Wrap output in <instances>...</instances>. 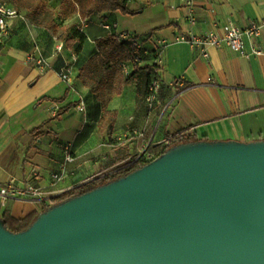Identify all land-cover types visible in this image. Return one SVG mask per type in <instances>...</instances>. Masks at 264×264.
Segmentation results:
<instances>
[{"label":"crops","instance_id":"1","mask_svg":"<svg viewBox=\"0 0 264 264\" xmlns=\"http://www.w3.org/2000/svg\"><path fill=\"white\" fill-rule=\"evenodd\" d=\"M62 1L54 0L55 8ZM191 1L127 0L135 13L116 10L83 16V2L76 3L68 26L59 24L56 12L44 15L42 4L11 3L17 14L8 19L11 33L0 44V182L14 177L23 184L33 177L49 193L44 203L9 200L5 207L13 217L39 214L54 204L55 197L138 154L157 157L184 141L170 145L178 135L194 136L184 142L264 140V27L254 43L245 40L246 50L258 47L263 51L259 55L243 56L220 46L210 47L208 57H203L188 43L174 41L180 33H222L229 21L240 26L263 23L264 0ZM103 22H115L120 30L144 40L146 59L139 65L156 71L160 85L159 100L152 107L145 102L147 73L126 76L123 61L113 73L109 93L79 77L82 67L97 61L111 33ZM72 24H84L86 38L80 45L65 43L76 54L69 82L60 71L70 52L56 53L54 46ZM156 39L168 42L159 56L154 53ZM33 52L48 59L47 68L27 61ZM129 69L134 70L131 65ZM80 101L84 110L77 109ZM60 109L65 111L57 116ZM36 128L49 133L33 139ZM33 169L39 174L33 176ZM50 172L61 179L52 181Z\"/></svg>","mask_w":264,"mask_h":264},{"label":"water","instance_id":"2","mask_svg":"<svg viewBox=\"0 0 264 264\" xmlns=\"http://www.w3.org/2000/svg\"><path fill=\"white\" fill-rule=\"evenodd\" d=\"M0 264H264V140H198L50 205L0 218Z\"/></svg>","mask_w":264,"mask_h":264},{"label":"built area","instance_id":"3","mask_svg":"<svg viewBox=\"0 0 264 264\" xmlns=\"http://www.w3.org/2000/svg\"><path fill=\"white\" fill-rule=\"evenodd\" d=\"M187 4H191V0H185ZM17 14V11L10 6L2 5L0 4V44H2L6 38L10 35L9 30V23L8 19L15 16ZM190 23L194 25L195 19L193 16L190 17ZM102 27L114 34L115 38L119 42H126L130 44V46L133 48V50L130 53L131 56V62H136L140 64L143 62L141 60V56H144L146 51L143 47V40L139 36L130 34L129 32L125 30H120L118 28L117 23L112 22H103ZM261 27H264L263 23H257L255 21L249 22L246 26H240L232 21H229L227 24L224 32L220 33L216 30H209L204 33H193L188 32L187 34H176L174 36V41L176 42H186L191 47L197 48L199 50V53L203 57H208L209 55V48L210 47H220V46H227L232 51L243 55L248 56L250 54H262L263 51L258 47H253L250 52L246 50V43L245 40L248 39L250 42L254 43V40L259 36V30ZM84 24L79 27V30L84 32ZM155 48L154 53L159 56L163 48L166 47L168 44L165 39H156L155 41ZM68 50L70 52V60H66L64 66L62 67L60 71V76L63 80L69 81L71 79V71L73 63L76 60V54L67 48L65 42L63 40L58 39L57 43L54 46V51L56 53H62L63 51ZM144 54V55H143ZM27 61L34 64L38 68L45 69L48 67L49 62L48 59L36 52H33L27 56ZM122 70L124 74L127 76L130 74L129 69V63L123 62L121 64ZM180 79H177L176 82H179ZM159 92H160V85L157 73L154 72L151 77V81L149 83L146 95H145V102L148 107H152L155 103L159 100ZM56 111L58 109V106H54ZM77 109L84 110V104L82 101L79 102L77 105ZM153 155L143 153L138 154L133 159V162L140 163V165L149 162L150 160L154 159ZM67 160H71L70 156L66 157ZM117 170L116 168H113L109 172L102 173L100 175H97L101 178L104 177H113L116 175ZM39 172L37 169L32 170V175H38ZM50 179L52 181H57L61 179V176L58 173L50 172L49 173ZM96 176L90 178L88 180L91 181ZM47 193L42 187L38 186L35 181L33 180V177L31 179H27L23 184L20 183L16 178L11 177L8 180L3 182H0V208H4L7 205V202L9 200H30V201H36V202H42L44 203L47 195Z\"/></svg>","mask_w":264,"mask_h":264},{"label":"trees","instance_id":"4","mask_svg":"<svg viewBox=\"0 0 264 264\" xmlns=\"http://www.w3.org/2000/svg\"><path fill=\"white\" fill-rule=\"evenodd\" d=\"M86 5L82 6L79 10L81 16L85 15L86 13H94V12H107V11H116L119 10L125 14H133L135 13L134 10H131L127 6V0H86ZM86 35L84 32L79 30L77 24H72L68 28H65L62 32L61 39L69 46H72L75 42H78V45L84 41ZM143 40V39H142ZM144 42V40L142 41ZM144 47V46H143ZM145 49V48H144ZM133 48L130 44L126 42H119L114 34L110 33V35L103 41V48L101 53L99 54V58L97 61L90 60L87 65L80 69L79 77L83 79L90 87L97 86V90L101 92L109 93L112 90V84L110 82L114 71L118 70V62H128L129 65L133 67V72L127 76L131 77L134 74H139L141 72H146L148 76V86L151 81L152 74L154 73L150 66L143 65L140 66L136 62H131L130 53ZM146 50V49H145ZM146 59V55L141 56V60L144 61ZM121 62V64L123 63ZM156 72V71H155ZM128 77V78H129ZM65 109H60L57 112V116H60ZM39 128H36L32 131L33 139H36L37 136L46 132L38 131ZM181 135L176 136V138L180 137ZM32 147L29 146V148ZM140 166V163L136 161L133 162V159L127 160L124 162L119 163L115 168L117 173L114 177H104L101 178L96 176L91 181L80 185L79 187L72 189L60 196H57L53 199V203L60 202L66 198L79 194L83 191L89 190L101 183H105L108 180H111L117 176L123 175L135 168ZM50 205H46L44 210L48 208ZM38 216V214H30L24 218H15L11 215L10 210L5 207V210L0 215L4 225L6 228L13 232H18L21 230L26 229L32 221Z\"/></svg>","mask_w":264,"mask_h":264},{"label":"rangeland","instance_id":"5","mask_svg":"<svg viewBox=\"0 0 264 264\" xmlns=\"http://www.w3.org/2000/svg\"><path fill=\"white\" fill-rule=\"evenodd\" d=\"M54 0H0V4L2 5H7L11 7V3L15 2L17 4H33V3H39L42 4L43 9H42V13L44 15H46L47 17H49V15L52 12H56V17L58 18V22L61 26H68V24H70V18L72 15V11L74 8H76V3H82V5H80V8L82 6L86 5V0H63L61 4L58 5L57 8H55ZM193 137L188 136L187 134H183L181 137L179 138H175L174 140L170 141V145L180 142V141H186L188 139H193ZM171 147V146H170ZM115 176V174H113ZM113 176V177H114Z\"/></svg>","mask_w":264,"mask_h":264}]
</instances>
